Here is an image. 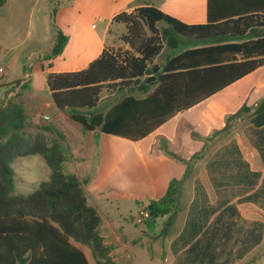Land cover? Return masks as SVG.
Masks as SVG:
<instances>
[{
  "label": "trees",
  "instance_id": "1",
  "mask_svg": "<svg viewBox=\"0 0 264 264\" xmlns=\"http://www.w3.org/2000/svg\"><path fill=\"white\" fill-rule=\"evenodd\" d=\"M211 6L208 0L207 22L199 25L183 24L153 6L117 14L113 22L125 25L119 40L128 48L103 49L77 72L48 73L46 86L54 106L85 130L137 142L263 67L264 36L254 34L264 29V3L255 11L224 13L220 18L212 17ZM178 36L215 43L154 64L165 47H178ZM66 41L57 31L48 57L59 55ZM103 90L117 95L107 111L99 112ZM26 120L19 103L0 104V264H88L73 243L88 247L95 264H115L83 183L63 167L67 150L60 136L28 139L23 133ZM249 122L264 129V98L253 108ZM29 155L42 157L49 176L31 193L16 194L11 164ZM172 203V198L160 205L150 202L148 215L162 217Z\"/></svg>",
  "mask_w": 264,
  "mask_h": 264
},
{
  "label": "rangeland",
  "instance_id": "2",
  "mask_svg": "<svg viewBox=\"0 0 264 264\" xmlns=\"http://www.w3.org/2000/svg\"><path fill=\"white\" fill-rule=\"evenodd\" d=\"M57 12L58 16L63 14L61 8L58 6L57 0H4L3 4L0 5V68L4 70L2 74L0 73V82L10 73V71L6 69L5 62L1 60V58L4 57L3 55H8L9 53L17 52L19 56L17 67L11 71L13 74H20L21 67L24 64L27 65L28 61L32 62L31 72H34L27 85V88L32 90L34 101H24L26 110L23 101L18 98V95L6 99V94L4 93L0 97V104L6 105L8 102L19 103L26 115L32 116L36 113H40L41 116L47 115L50 118L49 123H52L59 131L64 133V135L71 134L75 137L79 134L80 140L87 142L90 137L85 129L69 120L67 117H60L59 121L56 115H64H60V111H56L54 105H51V107L45 105V103L49 102L51 99L44 76L36 72L40 70V62L35 59L33 53L29 54L26 48L31 39L30 34H32V37L36 32L39 35L42 34L43 16L45 15L53 18L54 13L56 15ZM85 23L84 32L87 34L90 32V25H94L96 30L99 29L100 24L95 20H86ZM121 28L122 31L114 30L113 32L118 38L126 33V28L125 30L123 27ZM62 33L67 39L71 35L70 32H65V30L62 31ZM178 38V47L174 50L165 47L156 62L162 65V62L169 55L178 54L182 52L183 49L210 43L209 41L186 39L181 36H178ZM71 46H73V44H71ZM124 50H126L124 46L118 49V51ZM51 58L54 64L60 62L59 56H53ZM249 78L250 79H248L246 83H238L217 94L213 98L215 100L209 104V107H207L208 103L205 102L191 111L184 112L167 123L165 125L166 127L164 126L165 128H162L156 133V135L165 134L167 128L173 129V133L177 135L176 139L185 142L188 139L182 134L178 135V133L186 131L188 126L191 127L196 125V122H194L196 121V117H194L193 114H201L199 110L205 108L206 112L204 113H209L212 117L210 122L213 131L210 133L208 139H204L205 142L210 143L208 150L204 153V161H207L209 158V163L206 169H204L206 173L204 174V170L202 171L201 166L200 168L194 167L193 169L185 168L183 176L180 179H174L168 182L170 186L176 188L177 195L174 200L177 208H184L187 206L191 195L195 193L197 184V190L203 193L204 196L207 195L209 200L210 196H213V193L217 196V200L214 203H210L209 209L205 208V213H211L217 208L227 204L229 200L236 196L244 197L246 191L252 187L251 185H255V182H260V179L261 182H264V172L262 178H260L262 173L257 172L264 167V153L256 151L254 155H249L247 151H251V146L255 147L256 145L251 140L247 141L243 138H239V135H237L247 126L251 114L248 110L255 108V106H253V100H251V98L249 99V96L246 99L243 96L245 100H238L239 97L235 99L236 92L234 91L241 90L240 88L244 85L247 86L248 90L253 85H264V67ZM116 95L117 93L115 92L103 90L100 94L99 109H104L108 104L112 103ZM263 98L264 89L262 94L256 99V103L258 104ZM5 101L6 103L4 104ZM244 108H247V111ZM57 121H59V124H57ZM218 126H220L219 129H217ZM260 129L264 132V129ZM258 130L259 129L251 125L249 129H247L245 135L247 138L252 139V137L255 136V131ZM56 132L57 131H54L51 126L45 122L41 121L34 123L30 120H26V127L23 131L28 139H33L40 135L48 140L56 138ZM257 141L261 150H264L262 142L259 140ZM116 142L118 143L117 152L122 151V148L128 144L122 141ZM160 142L162 141L160 140ZM219 142L226 143V147L223 148V146H221L219 150H216V145ZM89 143L93 144V151H96L95 142L93 143L89 140ZM220 143L218 145H220ZM129 146L130 145H128V147ZM245 146L248 147V150L243 149L241 153H238L236 148ZM164 147L165 145L163 144V152L168 151L167 155L172 156L171 153H176V151ZM174 157L179 158L178 155ZM117 158L118 162L111 166V169L114 170L112 176L107 180L108 182H116V188L110 196L112 200L110 201L111 203L107 205V209L110 211L109 216L115 226H122V229L131 233L133 239L138 238L142 241V243L138 242L129 247L132 256L138 255L135 262L130 260V256H128L129 264H168L172 259H176L178 263L182 264H191L195 260L201 263L215 261L224 264L232 262L237 257H243L241 264H264V241L260 244V235L261 232H264V226L262 227V225H264V219L260 220L261 224L258 223L255 228H251V230L248 231L247 227L243 225V221L239 222L237 219L234 221V207L229 205L224 207L225 210H223L222 213L219 212L216 215L214 222L211 223L205 236L200 239L199 242L191 245L189 249L174 254L177 243L178 246L179 244L183 246L186 245L188 237H191L190 231H188L187 228L180 239L174 244L175 247L170 251V240L181 227V217L179 220L175 221V224L167 228L168 233L166 236L163 234V228L167 227L165 225L167 218H153L148 215L142 225V218L139 217L138 214L141 210L145 208V210H147L150 206V204L146 206V197L151 193L150 182L142 180L141 178L143 177L132 178V180L129 179V173L140 174L141 172L139 169L135 170L136 165L134 162H136L137 159L135 160L132 156L128 157V159L130 158L128 163L132 162L133 164H129L130 171L126 174V170L123 171L125 165L122 162H125L127 158L125 161L119 159L121 158L120 154L117 155ZM154 159L155 161H161L157 158ZM11 165L14 172L16 194L27 195L31 193L41 181L46 180L49 176V169L39 155L17 157L13 160ZM65 167L67 166L65 165ZM162 167L164 168L165 166L163 165ZM166 169L171 170L172 167L170 166ZM249 170H254V173L251 174ZM200 182H212V185L209 187L207 183L202 185ZM198 186L200 189H203L204 192L199 190ZM83 188L85 189L84 182ZM260 190L261 192L256 195L249 194L250 196L246 197H248L247 199H249V201L252 200V202H256L260 211L264 213V184ZM170 196L171 195H165L160 201L164 202L167 198H170ZM87 197H89V195ZM160 201L155 202L160 205ZM194 208L196 209L195 205L193 206V209ZM102 215L104 219L107 218L104 213H102ZM205 223L206 218L204 219V217L201 216L199 224L194 225L195 228L193 231L200 230ZM226 228L228 229V233L225 235ZM116 236L119 238L118 242L114 241L113 235H111L108 240H113V245L116 249V253H113L112 256L115 261L122 264L123 259L126 257L125 253L127 252L120 248V244L124 242L126 238L121 233L116 234ZM256 244H258V247L249 255L245 256L246 252ZM85 250H87L86 253L89 264H95L94 259L91 257L90 250L87 247H85Z\"/></svg>",
  "mask_w": 264,
  "mask_h": 264
},
{
  "label": "crops",
  "instance_id": "3",
  "mask_svg": "<svg viewBox=\"0 0 264 264\" xmlns=\"http://www.w3.org/2000/svg\"><path fill=\"white\" fill-rule=\"evenodd\" d=\"M57 3L58 6L61 8L63 14L58 16V12L56 13V15L54 13L53 18L44 15L42 18V34L39 35L36 32L33 37L32 34H30L31 39L28 45L26 46L29 51V54L33 53L35 59L40 62V70L36 72L44 76L45 82L46 75L51 72H77L82 69H85L91 61H93L100 55L103 49H111L114 51H118V49L122 46H124V49H127L128 47L119 40L118 36L113 34L114 30L122 31L121 27H123V29L125 30L124 24L113 22V18L119 13H129L139 7L153 6L162 11L164 14L177 19L183 24L199 25L205 24L207 22L208 11V0H57ZM262 3H264V0H211V14L212 17H219L224 13L233 14L235 11L240 10L241 12H252L255 11V8L261 5ZM90 19L97 21V23H99L100 25L98 30H96V27L94 25H90V32L89 34H87L86 32H84L86 26L85 21ZM64 30L65 32H70L71 35L68 37L61 53L57 55L60 58V62L54 64L51 60L52 58H49L48 56L56 41L57 31H60L62 33V31ZM257 35L264 36V29H260L254 34V36ZM209 42L210 43L208 44L200 46H206L215 43L214 40H209ZM71 44H73V46H71ZM184 50L186 49H183L182 51ZM3 56L4 57H2L1 60L5 62L6 69L9 70L10 73H8L6 77H4L0 82V97L4 93L6 94V99L18 95V98L23 101V105L26 110L24 101H34L32 90L27 88V85L29 84L28 82L30 81L32 74H34V72H31L33 64L31 61H28L27 65L24 64L21 67L20 74H13L11 71H13L17 67V63L19 60L17 52L9 53L8 55ZM168 57H166L162 64H164ZM156 60L157 59H155L153 63L161 65L160 63L156 62ZM261 68L262 67L258 68L257 70L243 77L242 79L234 82L222 91L233 87L238 83H246V81L250 79L249 77L253 76ZM20 82L21 85L19 86L18 84ZM245 86L246 85L242 86L240 88L241 90L234 91L236 92L235 99L239 97L238 100H245L249 96V99L251 98V100H253V106H256V99L262 94L264 85H253L249 88V90L247 89V86ZM222 91H220L219 93H221ZM217 94L193 106L185 112L191 111L192 109L202 105L205 102L208 103L207 107H209V104H211V102L215 100L213 98ZM243 96L245 97V99ZM5 103L6 101L4 102V104ZM99 104L100 99L96 110L99 112H105L108 110L111 103L108 104L104 109H99ZM45 105L51 107V105L54 104L52 100H50L49 102H46ZM57 110L58 109L56 108V111ZM252 110L253 109L250 110V113L252 112ZM199 111H201V114H193L194 117H196V121H194L196 122V125L191 127L188 126V129L186 131L178 133V135L182 134L185 136V138L188 139L185 142L178 141L176 139L177 135L173 133V129L169 128H167L165 134L156 135L158 131L166 127L165 125L167 123L177 118L178 115L182 114L180 113L169 121H167L162 126H160L156 131L137 142H132L121 137L103 134L98 130H86L88 132V136L90 137L89 140L93 143L95 142L96 151H93V144H90L89 140L87 142H85L84 140H80L81 138L79 134L75 137L71 134L64 135V133L59 131L57 127H55L52 123H49L50 118L47 115L41 116L40 113H36L32 116H29L27 114V120H30L34 123H38L41 121L45 122L49 126H51L54 131H57L56 133L60 136L61 142L67 150V159L63 163V167L67 173L74 174L79 179V181H81L82 183L84 182V191H86L85 194H87V202L90 206L95 208L101 219L99 225V234L103 239V243L112 247L110 257L115 264L119 263L115 261L114 257L112 256L113 253H116V249L113 245V240H108L111 235H113V238L115 239L114 241L116 242L119 241V238L116 236V234L121 233L126 238L125 241L121 242L120 244V248L126 250L127 252L125 253L126 257L123 259L122 264H129V259L133 260L134 262L136 261L138 255L132 256L129 247L135 245L138 242L142 243V241H140L138 238L133 239L131 237V233L122 229V226H115L109 216L110 211L107 209V205L110 204V201L112 200L110 196L112 195L113 190L116 188V182H108L107 180L110 179L112 176V172L114 170L111 169V166L112 164L118 162L117 155L119 154L121 155V158L119 159L125 161V159L127 158L125 162H122L125 165L123 167V171L126 170V174H128L130 171L129 164H133L132 162L128 163V161L130 160V158L128 159V157L132 156L135 160L137 159L136 162H134V164L136 165L135 170L139 169L142 172V175L141 172L140 174L129 173L128 176L130 180H132V178L143 177L141 178L142 180H147L146 182H150L149 185L151 188V193L146 197V206H148L150 202L160 201L161 198H163L165 195H171L170 198H172L173 203L169 207L168 213L162 216L163 218H167V222L165 224L167 227L163 228V234H165L166 236V234L168 233L167 228L175 224V221L179 220L180 217L182 219V223L181 227L175 232L174 236L170 240V251H172V248L175 247L174 244L180 239L181 235L187 228L191 234V237H188V242L185 246H183L182 244H179L178 246V243L176 244L175 251L173 250L174 254H178L185 249H189L191 245L199 242L200 239L205 236V233L208 231L211 223L214 222L216 215L219 212L222 213V211L225 210L224 207L226 205L234 207V221L236 219L239 222L243 221V225L247 227L248 231H250L251 228H255L258 223L261 224L260 220L264 219V213L260 211L256 202H252V200L249 201V199H247L248 197H246L250 195H256L257 193L261 192L260 189L264 184V182H261V179L260 182H255V185H251L252 187L248 191H246L244 197L236 196L229 200L227 204L217 208L211 213H205V208L209 209L210 203H214L217 200V196L213 193V196H210L209 200L207 195L204 196L203 193L197 190L198 184L196 185L195 193L191 195L187 206L184 208L176 207V202L174 199L177 195V191L176 188L170 186L168 182H171V180L174 179H180L183 176L185 168L193 169L194 167L200 168L201 166L203 171L204 169H206V166L209 163V158L207 159V161H204V153L208 150L210 143L205 142L204 139H208L210 133L213 131V128L211 129L212 124L210 122L212 120V117L209 113H204L206 112L205 108ZM59 113L60 115H64H56V118H58L59 121L60 117H67L69 120H71L66 113L61 111ZM44 117H47V119H43ZM59 121H57V124H59ZM250 126L251 124L248 121L247 126L244 128V130L237 135H239V138H243L247 141L251 140L256 146H251V151H249L247 149L248 147L246 146L237 147L236 149L238 153H241L243 149H247L249 155H254V152L256 151L264 153V150H261L259 144L257 143V140H259L264 145V132L260 128H257L259 130L255 131V136H253L252 139L247 138L245 133ZM219 127L220 126H218L217 129H219ZM160 140L162 142H160ZM116 141H122L123 143L128 144H126V146L122 148V151L117 152L118 143ZM163 144L165 145V147H167V149L176 151V153H171L172 156L167 155L168 151L163 152ZM128 145L130 146L128 147ZM217 145L215 148L216 150H219L221 146H223V148L226 147V143L222 142L220 143V145ZM176 155H178L179 158L174 157ZM154 158L160 159L161 161H155ZM65 165L67 167H65ZM163 165L165 166L164 168L162 167ZM170 166L172 167V169L167 170L166 168ZM249 172L253 174L254 170H249ZM257 172L262 173L260 177L262 178L264 167L263 169H260ZM205 173L206 172L204 170V174ZM200 183L202 185L207 183L209 187H211L212 185V182ZM199 190L204 192L203 189L199 188ZM88 195L89 197H87ZM194 205L196 206V209H193ZM102 213L106 215V219H104ZM201 216H203L204 219L206 218L205 225L200 230L193 231V229L195 228L194 225L199 224ZM263 226L264 225H262V227ZM227 233L228 229L226 228L225 235ZM263 241L264 232H261L260 244ZM73 245L83 252L87 260V250H85L86 246L78 243H73ZM257 247L258 244L253 245L246 252L245 256L249 255ZM128 256H130L129 259ZM242 258L237 257L232 262L224 264H241L243 260ZM168 264L182 263H178L176 259H172V261H170ZM191 264L223 263L215 261L201 263L195 260Z\"/></svg>",
  "mask_w": 264,
  "mask_h": 264
},
{
  "label": "built area",
  "instance_id": "4",
  "mask_svg": "<svg viewBox=\"0 0 264 264\" xmlns=\"http://www.w3.org/2000/svg\"><path fill=\"white\" fill-rule=\"evenodd\" d=\"M3 69L2 68H0V73L2 74L3 73ZM19 86L21 85V82L18 84ZM17 86V85H16ZM43 119H47V117H44ZM146 209V208H145ZM145 209H143V210H141L140 212H139V217H141L142 218V224H144V221H145V219L148 217V211L147 210H145Z\"/></svg>",
  "mask_w": 264,
  "mask_h": 264
},
{
  "label": "water",
  "instance_id": "5",
  "mask_svg": "<svg viewBox=\"0 0 264 264\" xmlns=\"http://www.w3.org/2000/svg\"><path fill=\"white\" fill-rule=\"evenodd\" d=\"M150 208H151V206H150Z\"/></svg>",
  "mask_w": 264,
  "mask_h": 264
}]
</instances>
